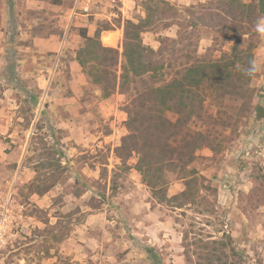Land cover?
I'll use <instances>...</instances> for the list:
<instances>
[{
	"label": "rangeland",
	"instance_id": "obj_1",
	"mask_svg": "<svg viewBox=\"0 0 264 264\" xmlns=\"http://www.w3.org/2000/svg\"><path fill=\"white\" fill-rule=\"evenodd\" d=\"M144 1L0 0V264H264V34L257 30L253 40V99L244 105L208 91L206 122L190 124L225 141L217 155L207 148L196 154L192 168L204 187L190 201L174 200L184 180L167 172L164 198L135 170L137 155L124 165L115 151L129 133L125 109L133 88L143 82L102 99L75 59L85 43L82 28L90 36L103 30L102 44L122 53L125 21L145 18ZM165 1L182 13L220 2ZM158 20L142 34L155 51L174 45L168 38L182 42L181 49L192 42L186 51L194 59L215 60L237 38L203 21L179 38L169 14ZM110 33L120 35L115 46L103 41ZM248 43L244 37L242 46ZM183 54L164 52L166 65L173 63L166 78L187 62ZM53 159L61 172L39 167ZM39 170L60 176L43 196L31 192ZM60 233L67 234L63 242Z\"/></svg>",
	"mask_w": 264,
	"mask_h": 264
},
{
	"label": "trees",
	"instance_id": "obj_2",
	"mask_svg": "<svg viewBox=\"0 0 264 264\" xmlns=\"http://www.w3.org/2000/svg\"><path fill=\"white\" fill-rule=\"evenodd\" d=\"M143 5L145 18L138 22L125 21L122 53L102 44L100 35L103 30L90 36L88 30L82 28L80 34L85 43L77 51L75 59L92 83L99 87L102 99H107L118 91L128 93L136 79L143 82L140 89L133 88L134 98L125 109L128 116L125 125L129 133L115 149L116 155L124 165L137 155L135 170L142 175L143 182L154 195L163 193L164 198L168 185L167 172L177 173L184 180L185 190L173 199L190 201L201 190L200 187H204V177L192 168L197 152L207 148L217 155L223 151L225 142H219V138L203 130L191 131L190 124L206 122L204 106L208 91L216 92L222 98L236 97L244 105L253 99L254 91L250 84L258 77V72L256 69L250 73L248 69L251 62L255 61L254 50L257 44L253 40L257 36L258 23L264 17V0L251 3L220 0L218 5L213 4L209 8L204 5L199 8L191 6L185 8V12L189 14L187 16L182 13L184 11L176 9L165 0H145ZM198 10H207V17H201L204 20L195 15ZM167 14L174 21L172 25L180 28L179 38H183V34L197 32L202 26L224 36L233 34L237 38L230 47V52L215 60L194 59L186 51V48L194 45L192 42L181 49L182 42L168 38L165 41L174 45L164 49L162 46L155 51L143 43L142 34L156 28L159 24L158 17ZM200 21L204 23L202 26L199 25ZM247 36L249 43L244 48L242 42ZM186 40L192 41L193 37ZM165 51L173 58L177 57L178 52H185L181 57L187 59L185 64H179L180 67L170 79L166 78L167 70L173 69V63L170 61L166 65L163 57ZM177 60L178 58L175 59L176 63ZM120 68L121 74H118ZM169 113L176 114L177 119L170 120L167 117ZM58 141L61 143V138ZM39 165L41 168L61 172L60 160L53 159ZM58 175L53 172L41 175V171H37L31 192L40 196L47 194L55 186L60 177ZM66 236V233H60L58 241L63 242Z\"/></svg>",
	"mask_w": 264,
	"mask_h": 264
},
{
	"label": "bare ground",
	"instance_id": "obj_3",
	"mask_svg": "<svg viewBox=\"0 0 264 264\" xmlns=\"http://www.w3.org/2000/svg\"><path fill=\"white\" fill-rule=\"evenodd\" d=\"M119 38H120L119 33H110L103 39V41L106 44L115 46V45H117Z\"/></svg>",
	"mask_w": 264,
	"mask_h": 264
},
{
	"label": "clouds",
	"instance_id": "obj_4",
	"mask_svg": "<svg viewBox=\"0 0 264 264\" xmlns=\"http://www.w3.org/2000/svg\"><path fill=\"white\" fill-rule=\"evenodd\" d=\"M257 30L261 33V34H264V25H258V28ZM257 68V65H256V62L255 61H252L251 64H250V67L248 69V71L251 73V72H254Z\"/></svg>",
	"mask_w": 264,
	"mask_h": 264
}]
</instances>
